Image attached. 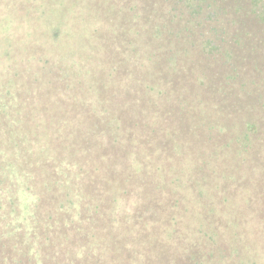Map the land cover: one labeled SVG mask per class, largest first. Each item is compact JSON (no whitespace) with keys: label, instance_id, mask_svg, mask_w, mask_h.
Wrapping results in <instances>:
<instances>
[{"label":"trees","instance_id":"trees-1","mask_svg":"<svg viewBox=\"0 0 264 264\" xmlns=\"http://www.w3.org/2000/svg\"><path fill=\"white\" fill-rule=\"evenodd\" d=\"M145 1L95 29L105 0L85 13L80 0H0V264H264V94L198 75L217 58L197 28L216 25L218 0H167L168 13ZM244 3L264 24V0ZM200 12L209 27L184 19ZM71 39L92 61L69 56ZM179 39L187 86L159 63L151 74Z\"/></svg>","mask_w":264,"mask_h":264},{"label":"rangeland","instance_id":"rangeland-1","mask_svg":"<svg viewBox=\"0 0 264 264\" xmlns=\"http://www.w3.org/2000/svg\"><path fill=\"white\" fill-rule=\"evenodd\" d=\"M81 3L79 4V8L77 10L79 12H86V10L89 9L88 6H84V3H87L90 0H80ZM95 3H99L100 0H94ZM128 5H124L123 0H118V4L120 7H115L112 5L111 0H105V3L99 8L97 5V9L103 13V23L100 25L95 26V29L101 28V29H107L109 26H113L114 23L110 22L107 18H105L106 15H108L111 11L117 10V8L120 10V12L124 11H132L133 10V4L135 5L136 0H125ZM141 4H146L145 0H139ZM148 1H154V0H148ZM239 3H238V2ZM218 0V11H219V17L217 18L216 25H212V30L210 31L208 28L202 30L200 28H197V31H205L207 35H211L212 38L217 39L218 43V52L217 54H214L217 56L215 60L210 58L208 65V68L201 67L198 69V75H208V77L216 78V75H231L237 77V85L242 86L243 90L245 92L249 91L251 96H254L256 94H264V24L259 21L258 18H255V15L250 13V7H247V4L244 3L246 0ZM115 5L117 2H114ZM138 3V0L136 4ZM156 5L159 6V9H162L161 11L168 13V2L167 0H155ZM246 4V7H245ZM165 5V8H164ZM241 5V6H240ZM78 7V6H77ZM238 8L239 12H236L235 9ZM123 10V11H121ZM116 12V11H115ZM113 13V12H112ZM201 13V12H200ZM72 14V12H71ZM191 14L185 13L184 19L193 21V24L198 23L199 21L205 22L204 26L209 27V22H206L203 19V13L199 14L197 17L190 16ZM118 19V23H122V19ZM72 20L69 21V28H71V31L75 28H78L76 25L72 26L71 23ZM8 21H6V26L8 28ZM113 24V25H112ZM123 23L121 26H124ZM132 17L128 19V23L126 27L128 28V39L130 40L132 36V32L134 29L132 27ZM183 27L185 26V23L183 22ZM4 22L0 23V29L3 28ZM10 26V24H9ZM119 26V24H118ZM6 28V27H5ZM82 27H79V29ZM87 30V29H86ZM85 30V31H86ZM84 31V30H82ZM88 31V30H87ZM6 33V32H5ZM195 35L197 33L194 31ZM83 36V34L81 33ZM128 39H125L127 41ZM199 39H201L199 37ZM193 40V39H191ZM95 42V41H94ZM93 42V43H94ZM124 42V41H122ZM66 45H69V56L75 57L80 56L85 60H91V57L87 56V53L89 54V51L86 53V48L83 46L79 49L78 52H76L75 47L78 44V41L76 39H71V42L67 40L65 42ZM130 44H127V50L123 54L122 60L126 58L127 62L131 63V66L134 67V58L132 51L130 50ZM201 41H199L198 48H194L192 50V54H194V59L201 62V58H203V51L200 49ZM47 52L48 57L50 59L54 58H60V54H62L65 49L60 48L59 44L51 45L48 44ZM89 45V44H88ZM189 47V44L187 46V42L185 40H174L172 46H171V55H175L172 60H166L165 58H161L163 60H160L158 62L152 61L150 64L153 69L151 71V74L154 75V73L159 74L163 71L161 68L157 67V63L161 64L164 68H168L171 70L172 73L178 72L179 75H177V82L181 80V82H184L186 86L190 83V75L189 73L191 71H194L193 65L188 63L186 48ZM153 48H156V51L158 50L157 46H153ZM163 45V49H164ZM73 55H70L71 51H74ZM93 51H96V47L93 48ZM99 58L104 61L105 58V51L104 49L100 51ZM212 56V55H211ZM133 58V59H132ZM75 63H77L76 70L80 69L82 66V63H78L74 59ZM51 65L53 66V69L55 70V62L51 61ZM84 67H86L87 63H83ZM130 66V67H131ZM196 70V69H195ZM185 71L186 75H181ZM137 72V71H136ZM57 75V74H53ZM121 75V74H120ZM128 75H133V72L129 73ZM175 77V75H173ZM180 83V82H179ZM240 91V89H239ZM203 93L202 90L199 88V95ZM244 94V93H243ZM203 95V94H202ZM262 107V106H261ZM264 108V107H263ZM264 114V113H262ZM264 117V115H262ZM232 132V131H231ZM232 134V133H231ZM258 138V145H261L260 154L264 157V121L260 128V133L257 135ZM216 137V136H215ZM235 152H232L230 156H234ZM29 198V197H28ZM124 203V202H123ZM127 204V203H126ZM125 211L127 214L131 215L133 210H131V205H125ZM55 218V214H53ZM50 220V223L53 222V218L48 219ZM48 222L45 223V225ZM91 251L94 253V256H92L91 253V260L96 255V251L91 249Z\"/></svg>","mask_w":264,"mask_h":264}]
</instances>
